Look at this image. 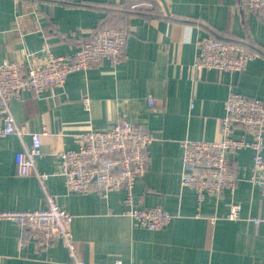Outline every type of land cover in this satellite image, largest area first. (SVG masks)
Returning <instances> with one entry per match:
<instances>
[{
    "label": "crops",
    "instance_id": "obj_1",
    "mask_svg": "<svg viewBox=\"0 0 264 264\" xmlns=\"http://www.w3.org/2000/svg\"><path fill=\"white\" fill-rule=\"evenodd\" d=\"M140 1L154 5L130 11ZM242 1L0 0V63L29 64L47 51L68 56L106 26L129 30L123 62L106 60L69 75L64 88L41 96L22 92L11 103L18 124L46 132L38 168L50 174L49 192L74 216L78 255L87 264H264V223L253 222L264 214V200L252 181V151L231 156L239 166L234 193L226 189L220 198L208 196L199 204L195 190L181 184V142L218 140L233 91L264 101V22L253 11H242ZM210 36L241 44L257 57L241 73L195 70L196 42ZM85 96L90 109L83 104ZM120 121L158 138L149 146L148 169L135 184L134 201L140 208L161 206L174 216L161 230L149 231L124 213L125 190L107 198L98 191H68L57 154L78 149L82 134L110 130ZM241 132L236 127L235 135ZM31 144L30 136L0 138V210L47 206L36 177L16 173V153ZM231 204L241 205L240 220L228 219ZM20 233L18 223L0 220V264H70L62 243L36 248L30 240L23 249Z\"/></svg>",
    "mask_w": 264,
    "mask_h": 264
},
{
    "label": "built area",
    "instance_id": "obj_2",
    "mask_svg": "<svg viewBox=\"0 0 264 264\" xmlns=\"http://www.w3.org/2000/svg\"><path fill=\"white\" fill-rule=\"evenodd\" d=\"M153 3L140 1L129 6L130 11L144 12ZM239 8L253 11L264 22V0H243ZM129 30L125 26L109 25L80 44L68 56H55L47 51L41 59L33 57L26 64L17 60L0 63V138L15 135L20 140L30 136L32 144L15 155L16 173L19 176H35L44 193L47 206L35 210H0V220H13L21 228L19 245L25 248L29 241L36 248H45L60 242L66 249L70 264H86L78 255L72 232L73 216L59 204L57 195L49 192L47 181L50 174L38 168V160L44 156L42 136L46 132H29L25 125L18 124L11 111V103L22 92L41 96L54 88H64L69 75L87 71L106 60L119 64L127 59L126 44ZM198 54L194 60L195 70H218L241 73L257 54L245 46L203 37L196 42ZM150 106L157 101L148 98ZM86 109L90 99L83 98ZM194 102L191 103V108ZM236 127L242 132L235 135ZM157 136L136 124L118 122L107 131L93 130L79 137L78 149L59 152L68 191L89 193L98 191L103 198L117 190L126 191L124 205L130 218L149 231L167 227L174 216L161 206L137 208L134 204V187L148 169L149 146ZM184 156L181 184L197 193L202 204L206 197L220 198L228 189L234 193L239 182V166L231 156L236 152H253V167L256 173L252 180L261 187L264 200V101L249 98L233 91L225 103V115L221 118L219 139L213 142L184 140L181 142ZM241 205L231 204L229 220L241 217ZM255 225L264 223L253 219ZM99 264V263H98ZM114 264H124L117 260Z\"/></svg>",
    "mask_w": 264,
    "mask_h": 264
},
{
    "label": "bare ground",
    "instance_id": "obj_3",
    "mask_svg": "<svg viewBox=\"0 0 264 264\" xmlns=\"http://www.w3.org/2000/svg\"><path fill=\"white\" fill-rule=\"evenodd\" d=\"M45 57V56H44ZM33 61H31L30 63H32ZM133 124V123H132ZM147 130V129H146ZM69 150H71V149H69ZM65 151V150H64ZM121 190V189H120ZM123 190V189H122ZM197 194V193H196ZM206 198H208V197H206ZM134 204H135V201H134ZM135 207H137V206H135ZM137 208H140V207H137ZM23 211H26V210H23ZM126 214V213H125ZM126 215H128V214H126ZM73 216V215H72ZM129 216V215H128ZM263 216V215H262ZM261 216V217H262ZM130 217V216H129ZM260 217V218H261ZM73 219H74V216H73ZM241 219V217L239 218V219H237V220H240ZM10 221H13V220H10ZM77 246V245H76ZM47 247H49V246H47ZM47 247H45V248H47ZM81 258V257H80ZM82 259V258H81ZM83 260V259H82ZM70 261L72 262V259L70 258ZM85 262V261H84ZM86 263V262H85ZM87 264V263H86Z\"/></svg>",
    "mask_w": 264,
    "mask_h": 264
}]
</instances>
